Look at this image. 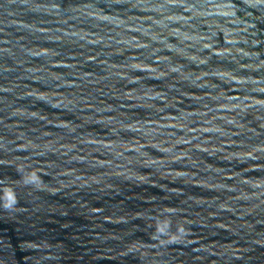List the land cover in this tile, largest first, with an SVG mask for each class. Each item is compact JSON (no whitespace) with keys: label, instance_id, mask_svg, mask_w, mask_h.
Masks as SVG:
<instances>
[{"label":"water","instance_id":"95a60500","mask_svg":"<svg viewBox=\"0 0 264 264\" xmlns=\"http://www.w3.org/2000/svg\"><path fill=\"white\" fill-rule=\"evenodd\" d=\"M0 264H264V0H0Z\"/></svg>","mask_w":264,"mask_h":264},{"label":"clouds","instance_id":"9594fccd","mask_svg":"<svg viewBox=\"0 0 264 264\" xmlns=\"http://www.w3.org/2000/svg\"><path fill=\"white\" fill-rule=\"evenodd\" d=\"M37 177L33 174L32 176H31V178H30V180L29 181H27L28 183H36L37 182ZM14 202V201H13ZM10 206V205H9ZM161 231H163V229L161 230Z\"/></svg>","mask_w":264,"mask_h":264}]
</instances>
